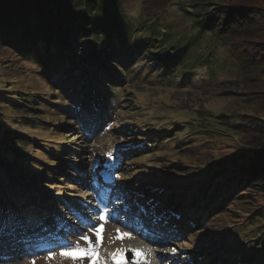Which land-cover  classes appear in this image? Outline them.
Here are the masks:
<instances>
[{
    "label": "rangeland",
    "instance_id": "rangeland-1",
    "mask_svg": "<svg viewBox=\"0 0 264 264\" xmlns=\"http://www.w3.org/2000/svg\"><path fill=\"white\" fill-rule=\"evenodd\" d=\"M118 2L128 26L157 16L170 24L172 34L192 36L198 26L185 13L192 3L221 11L243 6L239 0ZM244 7L252 11L257 25L262 24L260 10L255 9L264 8L263 0H253ZM256 28L262 30L264 25ZM243 30L252 34L247 44L260 63L245 61L237 50L218 44L214 53L219 66L212 71L196 68L184 78L179 74L166 77L164 66L155 65L149 56L152 53L146 51L132 59L112 58L114 70L84 66L88 73L81 76L77 71L76 82L71 84L65 81L70 73L52 71L46 79L39 67L0 45L1 96L32 94L27 95L31 115L49 119L46 124H40L39 118L35 125L21 127L38 144L28 147L29 160L19 163L21 167L0 170V189L4 185V194L10 191L18 202L16 196L28 199L25 190H35L36 186L38 193L47 197L45 207L50 212L40 222L34 221L35 211L29 205L19 204L15 218L4 219L12 215L10 208L5 215L0 213L4 224L0 222V264H30L33 260L36 264H73L59 257L60 246L75 244L83 234L94 240L88 229L99 223L100 215L109 218L99 249L100 255L108 252L103 259L106 264H111L109 256L116 249L138 245L151 250L150 264H264V238L259 231H264V194L256 186L234 180L221 188L214 186L217 189L211 195L203 190L196 199L191 195L194 203L184 199L190 194L184 193L185 188L190 190L202 180L222 181L254 157L248 150L251 135L238 133L235 126L245 118L248 132L264 127V41L260 40L264 29L261 37L247 23ZM210 35L200 38L199 49L205 48ZM71 44L76 47L79 66L83 65L84 59L89 60L88 39ZM42 98L57 107L36 112ZM9 101L0 99L6 112L1 121L14 119L17 112ZM74 103L76 107L71 106ZM42 146H55L61 153L62 167H46L54 158L42 152ZM31 166H39L35 171L39 185L34 182ZM105 170L115 174L116 184L99 188ZM159 182L170 185L164 187ZM135 186L140 190L132 192L129 188ZM156 187L159 192L150 194ZM142 192L158 201L159 213L153 219L149 202L138 196ZM144 207L147 212L142 213ZM157 217L167 219L161 221L162 226L167 223L170 230L155 228ZM117 227L134 238L113 240ZM173 247L175 253L166 251ZM49 252H55L56 258L47 259Z\"/></svg>",
    "mask_w": 264,
    "mask_h": 264
},
{
    "label": "trees",
    "instance_id": "trees-1",
    "mask_svg": "<svg viewBox=\"0 0 264 264\" xmlns=\"http://www.w3.org/2000/svg\"><path fill=\"white\" fill-rule=\"evenodd\" d=\"M239 1L243 6L224 8L222 11L218 8L208 10L203 3L200 5L192 3L191 7H186L185 13L191 17L193 24L198 26L196 34L192 36L186 33L172 34L173 32H169L170 24L163 22L164 18L158 19L157 16L140 19L135 26H128L129 23L123 17L124 10L118 0H0V45L12 49L22 59L39 67L41 76L46 79L52 71L56 73L64 70L70 73L65 81L71 82V84L76 82L77 71L81 76L88 73L84 72L86 71L83 69L84 66L93 68L98 66L106 71L114 70L111 65L115 62L114 57L127 56L132 59L144 55L146 51L152 53L149 56H152L155 65L164 66L163 73L168 78H174L176 74L184 78L196 68L212 71L213 68L218 67L220 62L216 60L218 58L214 53L218 44L231 49L232 52L237 50L238 55L246 57L245 61L253 62L256 65V62L260 63V61H257L254 53L251 55L252 51L247 44L252 34L243 28L247 23L254 28L257 37H261L259 33H262L264 28L261 30L256 26L263 27L264 25V8L255 9L260 10L258 17L262 22L257 25L252 18V11H248L244 7L247 3L251 4L253 0ZM199 6L204 8L200 9ZM209 33H212L210 40L205 44V48L199 49L200 38ZM262 37L260 40L264 41V35ZM81 38H87L91 48L88 58H86L89 60L84 59L83 65L79 66L77 62L79 56L74 55L76 47L71 42L79 44ZM56 87L59 88V86ZM15 95L16 98H9L0 94V99L11 100L9 102L12 109L17 111H15L16 114L13 113L14 119L0 120V170L9 169L11 166L13 168L21 167L19 163L22 164L29 160L28 147L38 144L36 140H32V136L21 130L22 126L35 125V121L40 118L32 116L29 111V109H33L27 95L31 96L32 94L22 95L16 92ZM89 97L92 98V95ZM48 102V99L42 98L38 103V108L34 110L41 112L47 110L45 108L47 106L48 108L57 107L56 104ZM40 105H44V108H39ZM71 106L76 107V104ZM18 110L20 111L18 112ZM2 115L6 116V112L0 103V117ZM47 120L49 119L44 117L40 118L38 122L46 124L49 122ZM246 123L245 118H240L235 129L240 134L251 135L252 147H248V150L254 156L253 159L247 162V166L234 170L231 172L232 175H227L222 181H212L211 179L207 182L202 180L192 186L190 190L185 188L184 193L189 191L190 194L186 195L184 199L191 202L199 194L203 195L200 190L207 191L211 195L216 192L217 188L228 185L234 180L236 183L243 180L247 186L254 185L258 188L259 193L264 194V127L255 130L252 128L248 132L249 125ZM9 124L12 126L8 127ZM152 143L155 144L153 140ZM54 148L55 146L41 148L42 152L44 151L54 158L52 163H46V167H52L53 164H56L57 167L63 165L62 158L58 157L61 153H58ZM68 151L73 153L69 149ZM36 167L39 166H31L32 171H37ZM50 171L52 172V170ZM37 176V172L32 174L35 184L39 185ZM209 184L211 186L208 187ZM196 186H200V189L198 190ZM4 187L2 185L0 189V213L2 216L10 208L12 210L10 217H17L19 204L32 207V211H35L33 219L48 215L45 208L47 197L38 193L36 186H34L35 190H25L26 198L30 199L31 203L27 202L28 199L19 196L15 197L18 201L16 202L10 195V191L4 194ZM206 188H209V191ZM193 194L196 196L191 199ZM1 220L0 222L3 223ZM259 231L264 238L263 229H259Z\"/></svg>",
    "mask_w": 264,
    "mask_h": 264
},
{
    "label": "snow or ice",
    "instance_id": "snow-or-ice-1",
    "mask_svg": "<svg viewBox=\"0 0 264 264\" xmlns=\"http://www.w3.org/2000/svg\"><path fill=\"white\" fill-rule=\"evenodd\" d=\"M109 158H111V153H108ZM108 217L105 215L99 216V223L90 226L88 233H91L95 237L93 240L89 234H83L78 236L77 242L75 244L63 243L59 248V257L63 259H69L73 261V264H106L100 255V247L103 243V233L104 226L108 222ZM133 235L129 231L121 232V229L117 227L115 229V235L113 240H118L123 242L125 239H133ZM81 242L83 245L82 246ZM166 251L175 253L176 248L166 249ZM131 252V258L127 255ZM55 252H49L47 254V259L52 260L56 258ZM149 257H151V250L144 251L139 248H118L113 253L110 254L109 259L111 264H150ZM30 264H36L33 260Z\"/></svg>",
    "mask_w": 264,
    "mask_h": 264
},
{
    "label": "bare ground",
    "instance_id": "bare-ground-1",
    "mask_svg": "<svg viewBox=\"0 0 264 264\" xmlns=\"http://www.w3.org/2000/svg\"><path fill=\"white\" fill-rule=\"evenodd\" d=\"M138 248L139 249H141V250H144V251H147V250H145V248H143V246H140V245H138ZM107 254H108V252L107 251H102V253H101V257H102V259H106V256H107ZM150 258V257H149ZM151 259H152V253H151Z\"/></svg>",
    "mask_w": 264,
    "mask_h": 264
}]
</instances>
